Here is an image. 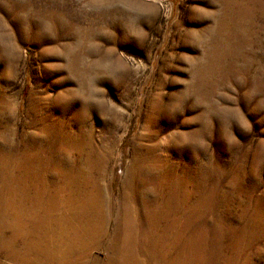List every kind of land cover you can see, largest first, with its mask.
I'll use <instances>...</instances> for the list:
<instances>
[{
    "label": "rangeland",
    "instance_id": "rangeland-1",
    "mask_svg": "<svg viewBox=\"0 0 264 264\" xmlns=\"http://www.w3.org/2000/svg\"><path fill=\"white\" fill-rule=\"evenodd\" d=\"M0 264H264V0H0Z\"/></svg>",
    "mask_w": 264,
    "mask_h": 264
}]
</instances>
